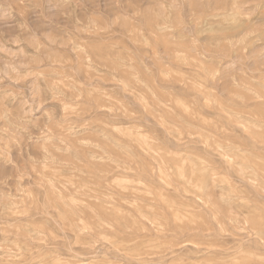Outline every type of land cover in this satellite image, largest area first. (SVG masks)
Listing matches in <instances>:
<instances>
[{
	"label": "rangeland",
	"instance_id": "obj_1",
	"mask_svg": "<svg viewBox=\"0 0 264 264\" xmlns=\"http://www.w3.org/2000/svg\"><path fill=\"white\" fill-rule=\"evenodd\" d=\"M0 264H264V0H0Z\"/></svg>",
	"mask_w": 264,
	"mask_h": 264
},
{
	"label": "bare ground",
	"instance_id": "obj_2",
	"mask_svg": "<svg viewBox=\"0 0 264 264\" xmlns=\"http://www.w3.org/2000/svg\"><path fill=\"white\" fill-rule=\"evenodd\" d=\"M259 20H261V19H259Z\"/></svg>",
	"mask_w": 264,
	"mask_h": 264
}]
</instances>
